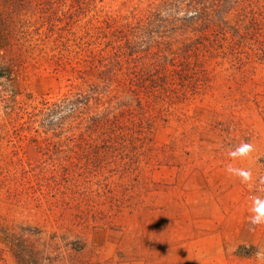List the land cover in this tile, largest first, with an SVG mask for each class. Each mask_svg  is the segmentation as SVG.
Returning a JSON list of instances; mask_svg holds the SVG:
<instances>
[{
  "label": "rangeland",
  "instance_id": "rangeland-1",
  "mask_svg": "<svg viewBox=\"0 0 264 264\" xmlns=\"http://www.w3.org/2000/svg\"><path fill=\"white\" fill-rule=\"evenodd\" d=\"M254 2L247 18L198 29L183 54L122 63L103 99L117 116L88 133L72 107L51 111L81 80L100 82L87 62L107 53L119 0H0V264H261L264 225L249 223L264 198ZM245 142L255 150L232 160Z\"/></svg>",
  "mask_w": 264,
  "mask_h": 264
},
{
  "label": "trees",
  "instance_id": "trees-1",
  "mask_svg": "<svg viewBox=\"0 0 264 264\" xmlns=\"http://www.w3.org/2000/svg\"><path fill=\"white\" fill-rule=\"evenodd\" d=\"M257 6L254 0H119L118 17L110 14L116 27L105 45L107 53L87 62L90 70L99 74L100 82L81 80L54 105L52 114L70 106L78 122L77 130L89 133L102 129L108 122L106 119L117 116L103 99L112 97L110 88L119 83L122 63L147 61L152 55L163 58L169 53L183 54L188 48L185 42H191L198 29L230 25L239 17L247 18ZM143 67L146 70L148 64ZM100 104L107 107L106 114L96 111ZM80 114H86V118L80 120Z\"/></svg>",
  "mask_w": 264,
  "mask_h": 264
},
{
  "label": "clouds",
  "instance_id": "clouds-1",
  "mask_svg": "<svg viewBox=\"0 0 264 264\" xmlns=\"http://www.w3.org/2000/svg\"><path fill=\"white\" fill-rule=\"evenodd\" d=\"M254 150V146L251 143L245 142L232 149L228 155L232 160L244 159L249 157ZM226 171L240 177L242 182H248L252 179V173L248 169L233 167V165L229 164ZM250 212L249 223L252 226L264 225V198L254 197ZM256 256L261 261V264H264V250L257 251Z\"/></svg>",
  "mask_w": 264,
  "mask_h": 264
}]
</instances>
